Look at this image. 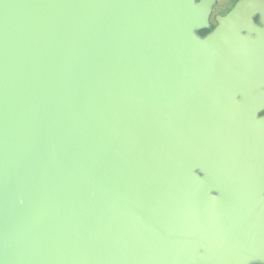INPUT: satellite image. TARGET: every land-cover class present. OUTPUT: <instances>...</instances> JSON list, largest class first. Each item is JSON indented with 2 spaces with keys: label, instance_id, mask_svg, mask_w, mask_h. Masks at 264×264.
<instances>
[{
  "label": "water",
  "instance_id": "95a60500",
  "mask_svg": "<svg viewBox=\"0 0 264 264\" xmlns=\"http://www.w3.org/2000/svg\"><path fill=\"white\" fill-rule=\"evenodd\" d=\"M215 1L0 0V264H264V0Z\"/></svg>",
  "mask_w": 264,
  "mask_h": 264
},
{
  "label": "flooded vegetation",
  "instance_id": "af4514ba",
  "mask_svg": "<svg viewBox=\"0 0 264 264\" xmlns=\"http://www.w3.org/2000/svg\"><path fill=\"white\" fill-rule=\"evenodd\" d=\"M239 1H241V0H216L214 6H216L217 4H219V5L222 7V10H221L219 13L215 14V16L218 15V14H219L220 16H224V15H226V14L228 13V11H229L231 8H233V6H234L236 3H238ZM258 2L262 4V3H263V0H258ZM214 6H213V8H214ZM226 6H227V7H226ZM212 13H213V9H212ZM215 16H214V18H215ZM261 19H262V17H261L260 12H256V13H254V15L252 16V20H253V22H254L255 24H257V25H261V22H262ZM215 25H216L215 20H214L213 23H212L211 18H210V25H209L208 28H210V30H211ZM263 112H264V111H263ZM263 112H262V113H263Z\"/></svg>",
  "mask_w": 264,
  "mask_h": 264
},
{
  "label": "rangeland",
  "instance_id": "374dc122",
  "mask_svg": "<svg viewBox=\"0 0 264 264\" xmlns=\"http://www.w3.org/2000/svg\"><path fill=\"white\" fill-rule=\"evenodd\" d=\"M227 7V6H226ZM213 9V13H212V11H211V14H210V17H209V22H210V18H211V21H212V23H213V21L215 20V18H214V16H215V14H217V13H219L221 10H222V7L219 5V4H217L216 6H214V8H212ZM219 15V14H218ZM215 23H216V21H215ZM194 33H196V31H194Z\"/></svg>",
  "mask_w": 264,
  "mask_h": 264
},
{
  "label": "trees",
  "instance_id": "16d2710c",
  "mask_svg": "<svg viewBox=\"0 0 264 264\" xmlns=\"http://www.w3.org/2000/svg\"><path fill=\"white\" fill-rule=\"evenodd\" d=\"M210 31V28H206V29H202L199 31V34L204 36L205 34H207Z\"/></svg>",
  "mask_w": 264,
  "mask_h": 264
}]
</instances>
